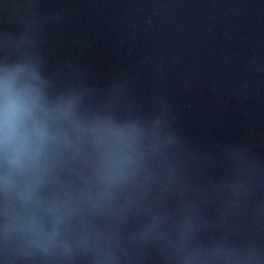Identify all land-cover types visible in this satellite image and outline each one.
<instances>
[{"label": "water", "instance_id": "1", "mask_svg": "<svg viewBox=\"0 0 264 264\" xmlns=\"http://www.w3.org/2000/svg\"><path fill=\"white\" fill-rule=\"evenodd\" d=\"M0 264H264V0H0Z\"/></svg>", "mask_w": 264, "mask_h": 264}]
</instances>
